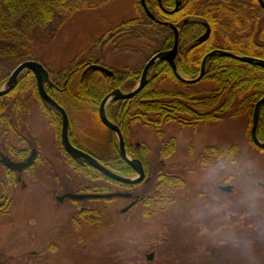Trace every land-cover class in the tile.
Segmentation results:
<instances>
[{"label": "rangeland", "instance_id": "rangeland-1", "mask_svg": "<svg viewBox=\"0 0 264 264\" xmlns=\"http://www.w3.org/2000/svg\"><path fill=\"white\" fill-rule=\"evenodd\" d=\"M93 1L63 11L37 40L39 60L50 73L92 61L117 74L141 69L169 34L164 26L149 22L139 0ZM200 2L194 7L204 6ZM257 11L259 22L251 26L256 29L255 40L264 22V13ZM129 20L134 22L128 24ZM227 21L222 17V24ZM214 36V42L222 45L218 30ZM153 85L197 96L216 87L210 80L191 86L160 80ZM63 99L86 150L111 157V135L94 112L73 110ZM13 101L14 97L2 100L10 126L0 125V153L19 161L9 153L10 147L18 151L36 146L38 160L23 171L25 186L17 180L8 183L0 164V203L5 198L10 202L9 213L0 219V264H264V155L249 142L246 114L214 123L170 122L159 129L134 123L127 141L147 149L150 182L132 189L144 196L143 201L121 213L129 203L125 197L56 200L57 195L84 192L105 181L86 178L71 168L39 102L29 93L21 98L28 113L11 109ZM172 141L174 151L163 157L162 150ZM232 144L238 146L232 158L202 160L206 146ZM159 171L180 176L185 185L154 213V205L143 202L154 193ZM227 184L230 192L219 189ZM113 191L121 189L115 186ZM80 209L95 213L85 218ZM150 253L152 258L147 259Z\"/></svg>", "mask_w": 264, "mask_h": 264}, {"label": "trees", "instance_id": "trees-1", "mask_svg": "<svg viewBox=\"0 0 264 264\" xmlns=\"http://www.w3.org/2000/svg\"><path fill=\"white\" fill-rule=\"evenodd\" d=\"M96 1L98 0H94L93 3ZM197 1H201L200 3L204 6L189 10V5L194 6ZM85 2L86 0H0V86L7 79L9 69L15 63L29 59L41 62L37 40H41L44 30L47 29L55 17L63 14V11L77 9L80 3L85 4ZM256 3H258L257 0H219L213 2L212 0H205L204 2L202 0H183L178 11L168 14L160 9L156 0H146L147 7L157 19L170 22L179 28V48L175 61L181 74L187 78H194L199 73L203 57L215 47L264 59V22L261 24L260 30L257 31L258 39L256 40L253 38L256 29L254 30L251 27L259 22L258 11L254 12L256 9L254 4ZM162 5L165 9H171L174 6V0H162ZM236 11L237 15L240 14L241 16L239 23L235 22ZM184 16L197 17L200 20L207 21L212 29L211 35L214 36V33L218 30L225 39L224 43L220 46H210L209 42H194V37L200 31L199 26L196 22L181 25V19ZM225 16L228 17V23L220 25L221 18ZM253 18L257 21L252 22ZM148 20L150 23L157 24L155 21ZM133 22L134 20H129L127 23L132 24ZM238 25L240 33L237 31ZM165 28L168 29L169 34L163 41L160 48L162 50L171 47L173 43L172 31L168 27ZM251 29H253V33L249 35ZM232 34H234V37ZM241 43H244V46H241ZM91 63L99 64L98 61H92ZM89 64V62H81L58 73L49 72L51 83H45L47 93L60 105H64L63 98L80 99L84 97L94 98L97 105L114 88L123 91L133 89L141 74V69L125 70L121 74L115 72L112 77L91 70H87L83 74V70ZM96 73L98 75H95ZM91 76H97V78L94 80L91 79ZM160 80H173L181 86L194 85L178 81L167 62H156L150 69L148 83L143 89L129 99L113 101L108 106V113L114 118L124 135L131 131L133 124L137 122L159 129L162 125L170 122L181 125L198 122L214 123L226 116L246 114L249 142L264 155V149L256 147L250 139L253 108L256 101L264 96V67L221 55L212 56L206 63V71L200 81H213L216 87L202 96L194 95L193 92L189 91L165 90L153 85L155 81ZM54 85L61 88V90H57ZM70 85H73V88ZM27 93L39 102L40 110L48 119L55 138L59 142L60 115L40 98L37 93L34 75L29 70L24 71L19 76L17 84L8 94L0 97V125L7 123L10 126V120L6 114L7 104L3 103L2 100L6 97H14L11 109L16 110V112L25 109V113H28V107L21 103V98ZM97 121L100 123L98 118ZM257 136L261 141H264V104L260 109ZM125 149L131 157L141 160L147 173V149L136 147L130 144L127 139L125 140ZM29 150L28 147H25L16 151L10 147L9 153L24 159L27 157ZM237 150V144L230 146L209 145L203 149L202 160L205 162L213 158H232ZM60 151L74 171L92 180L105 181L104 184L87 188L84 192L109 193L114 192L113 188L116 186L121 191L132 193L133 188L150 182V179L147 182L138 184H124L114 181L104 176L84 160L71 158L63 150ZM173 151L174 141L162 150V156L168 157ZM89 153L120 175H135L133 169L120 158L116 148L113 155L108 158L93 152ZM37 160L38 158L35 159V162ZM34 164L24 171L31 170ZM5 172L8 183L16 180L15 171L5 168ZM184 185L185 181L180 176L159 171L156 177L155 191L143 203L147 206L154 205L153 212L156 213L171 201L175 190L179 187L182 188ZM114 198L117 197L101 200L111 201ZM74 201L80 202L79 200ZM9 209L10 202L5 198L0 203V219L9 213ZM93 213L95 212L89 211V209H80L79 215L91 218L90 214ZM144 214L148 215V213Z\"/></svg>", "mask_w": 264, "mask_h": 264}, {"label": "water", "instance_id": "water-1", "mask_svg": "<svg viewBox=\"0 0 264 264\" xmlns=\"http://www.w3.org/2000/svg\"><path fill=\"white\" fill-rule=\"evenodd\" d=\"M145 15L152 21H155L157 24L167 26L169 27L172 32H173V44L171 48L166 49V50H159L155 52L144 64L140 78L135 85V87L129 91H122L119 88H116L112 90L111 92L107 93L102 101L100 102L99 108H98V117L101 123L111 130L115 137H116V142H117V148H118V154L122 160H124L135 172L134 176H123L120 175L108 167H106L99 159H97L95 156L91 155L90 153L79 149L71 144L68 138V126H69V120L66 111L64 108L57 103L46 91L45 89V83H51L50 78H49V72L45 68V66L33 59L29 60H23L19 62L9 73L7 79L5 82L0 86V97L8 94L17 84L19 76L24 72V71H31L34 75L35 81H36V88H37V93L40 96V98L51 108H53L61 118V128H60V139H61V144L63 146L64 151L74 159H81L87 162L89 165H91L94 169L102 173L104 176L120 182L124 184H138L142 181L147 182L149 180V177H145V169L144 166L138 158L131 157L126 149H125V144H124V139L122 136V133L116 123L111 121L105 112V107L106 105L114 100H123V99H129L135 94H137L145 85L148 83V74L151 69V67L158 61H165L169 64L173 75L175 78L183 83H188V84H193L202 79V77L205 74L206 70V63L209 58L215 55H221L225 57H230L245 63L249 64H255L260 67H264V59L253 57V56H248V55H242V54H237L228 50H223V49H213L210 52H208L202 59L201 64H200V70L199 73L194 77V78H187L181 74L179 71L176 62H175V57L178 51V42H179V31L177 27L167 21H163L160 19H157L154 14L151 12V10L147 7L146 0H140L139 1ZM157 3L159 7L168 14H171L175 11L178 10L179 5H180V0H177L175 6L173 9H165L162 5V0H157ZM259 5L264 9V1L263 0H258ZM206 30L205 32L200 35L197 39L196 42H203L205 41L209 34H210V28L207 23H204ZM87 70L91 71H98L100 73H103L107 76H112L113 71L100 65V64H89L88 67L86 68ZM264 104V96L259 98L253 108L252 112V123H251V129H250V139L253 142V144L261 149H264V141H261L258 136H257V127H258V121H259V114H260V109L262 105ZM138 144V143H136ZM36 158V150L33 148L30 152V154L23 160L21 161H13L9 157L1 155L0 156V163L3 164L6 168L15 171L18 173L17 175V181H21V172L29 167L30 165L33 164ZM22 182V181H21ZM22 184H24L22 182ZM219 189L223 191L230 192L232 190L231 185H222L219 186ZM131 192H122V191H117V192H109V193H75V192H66L62 195H57L56 200L61 202L65 198L73 199V200H84L88 198H98V199H105V198H112V197H125V198H130L132 197ZM137 201V195L135 196V199L130 201L125 207L120 209L121 213L127 212L130 208H132ZM152 258V253L147 255V259Z\"/></svg>", "mask_w": 264, "mask_h": 264}, {"label": "flooded vegetation", "instance_id": "flooded-vegetation-1", "mask_svg": "<svg viewBox=\"0 0 264 264\" xmlns=\"http://www.w3.org/2000/svg\"><path fill=\"white\" fill-rule=\"evenodd\" d=\"M258 1V0H257ZM264 1V0H263ZM176 2H177V0H174V6H175V4H176ZM182 2H183V0H180V5H179V8H180V6L182 5ZM174 6L171 8V9H173L174 8ZM254 6H256L255 8V11L254 12H256L257 10H260L261 12H263L264 13V9L259 5V3H256V4H254ZM237 7V6H236ZM178 8V9H179ZM194 8V6L193 5H189V10H192ZM170 10V9H169ZM178 11V10H177ZM176 12V11H175ZM174 13V12H173ZM172 14V13H171ZM190 17V18H189ZM195 18L194 17H191V16H184L182 19H181V25H186V24H189L190 22H196L197 24H198V26H199V29H200V31L197 33V35L194 37V39H193V41L194 42H196V39L200 36V35H202L204 32H205V30H206V27H205V25H204V23H207L208 24V26H209V28H210V34H209V36H208V38L205 40V41H203V42H196V43H206V42H209V44H210V46H220V45H217L215 42H214V37L215 36H212L211 35V33H212V29H211V26H210V24L207 22V21H205V20H203V19H201L200 20V18H197L196 17V19L194 20ZM222 19V18H221ZM160 20H162V19H160ZM241 20V16H240V14L239 15H237V11H236V13H235V22H237V23H239V21ZM257 21V19H254L253 18V20H252V22H256ZM222 24V22L220 23V25ZM225 25V24H224ZM178 29V31H179V28H177ZM239 29H240V27H239V25H238V28H237V31H239ZM253 29H251V32L250 33H248L249 35L250 34H252L253 32ZM239 33H240V31H239ZM214 35H215V33H214ZM238 35V34H237ZM223 37V36H222ZM235 37H236V35H235ZM179 38H180V33H179ZM224 37H223V39H222V42L224 43ZM173 44V43H172ZM172 46V45H171ZM170 48V47H169ZM169 48H167V49H169ZM178 48H179V42H178ZM213 49H220V48H218V47H215V48H213ZM212 49V50H213ZM166 50V49H165ZM210 52V51H209ZM177 54H178V51H177ZM177 54H176V56H177ZM175 59H176V57H175ZM176 62V61H175ZM150 72V71H149ZM86 73V68L83 70V74H85ZM114 73H115V71H113V75L112 76H114ZM111 76V77H112ZM119 78H121V77H119ZM148 79H149V74H148ZM179 81V80H178ZM181 82V81H180ZM199 82V81H198ZM198 82H196V83H198ZM196 83H193V84H196ZM185 84H188V83H185ZM55 86V85H54ZM55 88L57 89V90H61V88H58V86H55ZM114 89H116V88H114ZM113 89V90H114ZM112 91V90H111ZM110 91V92H111ZM123 91V90H122ZM5 96V95H4ZM70 103H71V109H73V110H86V111H88V112H90V113H92V112H94V114H95V116H96V119L98 118V120H99V117H98V108H99V105H100V102L102 101V99L97 103V105H96V101H95V99L94 98H92V97H84V98H80V99H67ZM124 100V99H123ZM114 101H121V100H114ZM111 102H113V101H111ZM111 102H109L107 105H106V107H105V112H106V115H107V117L111 120V121H113L114 123H116L115 122V120H114V118H112V116H110V114L108 113V106H109V104L111 103ZM63 104H64V102H63ZM63 108H64V110L66 111V113H67V116H68V120H69V126H68V138H69V141L71 142V144L73 145V146H75V147H77V148H79V149H82V150H84V151H87V152H89L88 150H86V148H85V146L83 145V140H81V138H79L78 137V135L76 134V132H75V130H74V125H73V116H72V114L68 111V109H67V107L65 106V104L64 105H61ZM61 119V118H60ZM100 121V120H99ZM100 124H102L101 123V121H100ZM117 124V123H116ZM103 125V124H102ZM118 125V124H117ZM104 126V125H103ZM72 127H73V129H72ZM105 127V126H104ZM118 127H119V125H118ZM60 128H61V126H60ZM106 128V127H105ZM106 129H108V128H106ZM119 129H120V127H119ZM108 131H109V133H110V135H111V138H110V148L112 149V151L111 152H113L114 150H115V148H116V150L118 151V148H117V142H116V137H115V135H114V133L111 131V130H109L108 129ZM120 131H121V129H120ZM122 133V132H121ZM122 136H123V139H124V144H125V140L128 138V133L126 134V135H124L123 133H122ZM126 138V139H125ZM114 139V140H113ZM55 140H56V138H55ZM114 141V142H113ZM56 143H57V145H58V147H59V149L60 150H63L64 151V149H63V146H62V144H61V139H60V133H59V142L56 140ZM175 144V143H174ZM136 147L137 146H139V144H134ZM35 149L36 150V155H37V147L36 146H32L31 148H30V150H29V153H28V155L30 154V152H31V150L32 149ZM65 152V151H64ZM66 153V152H65ZM1 155H3L2 153H0V156ZM4 156H7V157H9L10 159H11V157L10 156H8V155H4ZM12 160V159H11ZM21 160H23V159H21ZM20 161V160H19ZM1 164V163H0ZM34 164V163H33ZM22 173L23 172H21V175H22ZM17 175H18V173L16 172V177H17ZM148 176V175H147ZM145 177H146V172H145ZM21 182V181H20ZM145 182V181H144ZM22 186H25V184H22ZM86 193H88V192H86ZM135 196H136V194H133V196L129 199V202L130 201H132L133 199H135ZM143 198H144V196H143ZM143 201V199L140 197V196H138L137 195V202H142ZM136 202V203H137Z\"/></svg>", "mask_w": 264, "mask_h": 264}, {"label": "bare ground", "instance_id": "bare-ground-1", "mask_svg": "<svg viewBox=\"0 0 264 264\" xmlns=\"http://www.w3.org/2000/svg\"><path fill=\"white\" fill-rule=\"evenodd\" d=\"M200 70V69H199Z\"/></svg>", "mask_w": 264, "mask_h": 264}]
</instances>
